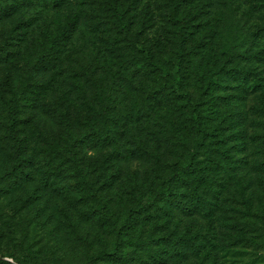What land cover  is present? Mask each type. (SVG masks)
I'll return each instance as SVG.
<instances>
[{
	"label": "rangeland",
	"instance_id": "374dc122",
	"mask_svg": "<svg viewBox=\"0 0 264 264\" xmlns=\"http://www.w3.org/2000/svg\"><path fill=\"white\" fill-rule=\"evenodd\" d=\"M163 1L166 0H138V11L145 19L155 16L154 28L141 38L155 36L162 30ZM224 2L238 9L242 28L261 30L258 47L252 49L256 54L241 62V66L253 70L259 86L247 88L241 100L222 106L225 117L230 113L229 107H233L231 114L236 120L226 124L225 129L227 135L233 132L226 144L227 148L232 147L229 149L233 164L231 177L226 176L220 208H215L210 216H184L177 210L171 221L161 218L147 222L135 233V238L190 230L188 233L195 235L196 229H201L212 239L214 244H209L202 256L189 252L184 260L173 254L168 257V264H264V0H210V16L217 25L222 23L225 7L230 6ZM109 6L106 0H65L58 8L52 7V0H0V45L7 50L0 52V104L16 99L23 119L21 132L28 141L26 155L34 157L33 164L25 170L29 177L10 184L2 179L12 169L13 161L7 154L5 129L0 122V257L6 255L4 258L13 264L89 263L92 254L111 250L116 240L106 220L88 215L74 170L59 166L53 154L45 157L49 147L73 137L81 138L91 126L97 127L96 113L87 116L86 100L95 103L103 86V71L97 67L102 62L99 53L112 47L109 40L115 42L123 37L106 22ZM70 23L75 25L71 31ZM57 35L68 39L58 52L56 65L41 57L55 53L52 46ZM224 83L232 84L226 80ZM136 87V83L117 79L111 89L117 111L140 105ZM233 91L221 86L215 93L228 95ZM231 98L223 101L230 102ZM140 116L123 128L125 136L120 135L116 143L78 146L85 172L91 178L100 179L104 158L110 159L112 169L117 171L118 176L111 178L114 180L110 192V214H115L117 220L122 219L130 204L127 197L141 199L149 194L156 168L159 170L170 157H177L170 153V146L177 148L178 130L164 129L154 118L152 122L144 120L142 112ZM236 135L241 140H236ZM179 136L185 140L184 134ZM40 147V151H45L43 157L38 156ZM23 221L34 238L24 241ZM30 243H36L41 250H25L23 244ZM169 251L172 252L170 247ZM10 255H14V261ZM97 261L115 264L108 258Z\"/></svg>",
	"mask_w": 264,
	"mask_h": 264
},
{
	"label": "trees",
	"instance_id": "16d2710c",
	"mask_svg": "<svg viewBox=\"0 0 264 264\" xmlns=\"http://www.w3.org/2000/svg\"><path fill=\"white\" fill-rule=\"evenodd\" d=\"M64 2L52 0V7L58 8ZM106 2L111 4L106 9V22L123 37H118L115 42L109 40L111 43L108 44L112 47L99 53L102 62L97 67L103 71V86L94 98L95 103L89 104L86 100L89 108L87 116L92 117L94 115L91 113H96L98 117L94 119V125L97 127L87 123L91 126L89 132L82 134L81 138L73 137L49 147L45 156L53 154L59 166L74 170L73 176L79 181L83 192L80 199L88 206V215L106 220L115 234L116 240L111 250L97 251L90 257L91 261L84 264H99L97 260L105 258L115 264H168V257L173 254L184 260L189 252L202 256L209 244L214 243L201 229H196L195 235L188 233L192 232L190 230L177 231L168 236L141 235L135 238V233L147 222L161 218L171 221L177 210L184 216H210L215 208H220L226 176L231 177L233 164L230 154L232 147H226L233 132L227 135L225 129L226 124H233L236 120L231 114L234 108L229 107L230 113L226 118L222 106L241 100L247 88L259 86L253 77V70L241 66V62L256 54L252 49L258 47L261 30L259 27L255 31L242 28L241 19L237 17L239 11L230 2H224V5L230 4L231 7H225L226 11L220 18L222 23L217 25L210 16L213 8L210 0H166L163 1L162 30L157 31L155 36H144L143 39L141 35L154 28L155 16L145 19L142 11H138V0ZM252 7H255L254 3ZM229 12L231 15H228ZM70 24L67 27L70 26L71 31L75 25ZM67 39L64 35H57L52 46L55 53H44L41 58L57 65L58 52L61 46L66 45ZM2 51L7 50L0 45ZM117 79L136 83L140 105L121 113L116 110L111 89ZM224 80L233 85L224 83ZM221 86L235 91L228 95L216 94V88ZM229 97H232L230 102L223 101ZM1 102L0 122L5 129L7 154L13 161L12 169L2 179L10 184L13 180L29 177V172L25 170L33 164L34 157L26 155L28 141L21 132L23 119L16 99ZM141 112L144 120L152 122L154 118L164 129L178 130L175 134L178 137L175 140L177 148L169 145L170 153L177 157H170L159 170L156 168V178L150 185L149 194L145 193L141 199L127 197L130 204L122 219L117 220L115 214H110L113 202L110 196L111 182L114 180L111 178L118 176L117 171L112 169L111 160L104 158L100 163V179L91 178L85 172L78 146L93 142L101 145L118 142L120 135L125 136L123 128L130 122L138 121ZM179 133L184 134L185 140ZM239 136L236 135V140H241ZM39 141L45 143L44 140ZM42 147L45 149L47 146ZM42 147L38 148V156L45 153L40 151ZM22 225L21 233L25 241L33 235L28 224L23 221ZM165 244L172 252L169 247H163ZM23 246L27 251L41 250L36 243ZM1 256L0 264H13L4 258L6 255ZM9 257L12 259L14 255Z\"/></svg>",
	"mask_w": 264,
	"mask_h": 264
}]
</instances>
